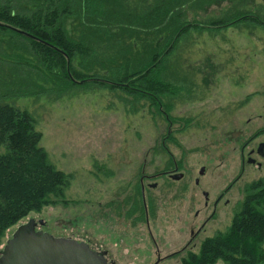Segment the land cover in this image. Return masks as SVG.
Returning a JSON list of instances; mask_svg holds the SVG:
<instances>
[{"label": "rangeland", "instance_id": "obj_1", "mask_svg": "<svg viewBox=\"0 0 264 264\" xmlns=\"http://www.w3.org/2000/svg\"><path fill=\"white\" fill-rule=\"evenodd\" d=\"M184 1V37L169 59L180 86L168 111L173 122L155 114L148 100L134 103L127 91L99 82L61 95L48 84L38 94L2 100L34 118L48 163L70 177L61 195L19 223L41 220L37 228L83 240L110 262L135 264L142 254H155L154 245L144 221L131 226L115 209L125 211L124 200L141 175L159 174L143 184L156 183L151 193L162 199L149 222L161 253L197 252L201 239L212 235L213 221L187 245L189 231L210 213L202 190L210 198L223 192L238 173L239 146L264 125V0ZM174 165L183 173L180 180L162 173ZM180 187L186 189L177 199ZM15 226L6 230L0 249Z\"/></svg>", "mask_w": 264, "mask_h": 264}, {"label": "trees", "instance_id": "obj_2", "mask_svg": "<svg viewBox=\"0 0 264 264\" xmlns=\"http://www.w3.org/2000/svg\"><path fill=\"white\" fill-rule=\"evenodd\" d=\"M185 3L0 0V240L50 196L61 195L70 178L48 163L34 118L2 100L38 94L48 84L61 95L99 82L127 91L134 103L148 100L155 114L173 122L168 111L180 86L169 59L184 37ZM252 200L227 232L204 238L188 253L197 255L185 264H264V207Z\"/></svg>", "mask_w": 264, "mask_h": 264}, {"label": "flooded vegetation", "instance_id": "obj_3", "mask_svg": "<svg viewBox=\"0 0 264 264\" xmlns=\"http://www.w3.org/2000/svg\"><path fill=\"white\" fill-rule=\"evenodd\" d=\"M242 17H244V15ZM242 17L240 16V18ZM246 17L248 16L246 15ZM256 20L259 22L262 21L261 19L259 20L257 18ZM249 123L250 121L247 122V124ZM260 127L261 128H255L254 132L250 131V133L247 134V140H245V142L239 146L238 173L232 176L226 187L223 189V192L216 193L213 195V198H210L208 195L209 193L206 190H202V195L204 198L203 206H205L207 209V206L209 205L210 213L200 220L201 224L195 231H193V229L189 231L191 238L187 241V245L189 242H191L192 237H197L201 232L205 231L208 222L213 221L211 226L214 229V232L210 236L227 232L232 226L235 217L240 213L244 203L250 199H253L252 201H254V198L261 199L262 202L257 203V205L264 207V138H261L262 134H264V125L263 127ZM200 170H202V174H200ZM200 170L198 172L199 175H203L205 171L204 167H202ZM176 172L178 171L176 170V165H174L173 168L165 169L162 173L163 175L169 177V179H172V174ZM180 173L182 174L180 179H182L183 173ZM156 176H159V174L152 176L141 175L139 178V186H136L130 197H127L126 200H124V205H126L125 211H120L119 205V208L117 207L115 210L118 211L117 215L119 217L128 219L131 226H135L137 223L144 221L143 223H145L149 233L148 237L154 245L155 254H142L138 262L135 264H185L189 261L191 255L197 254H188L195 253L188 249L189 247H185L183 249V252H185L184 254H180V251L162 254L158 247L157 240L151 233L149 227L150 219L155 216L157 202L162 199L157 196L153 197L151 193L152 190L156 189V183H152L150 185L147 184L146 187L144 186L143 182L144 179L148 180L149 178H154ZM239 182H241V184H239ZM194 183L197 185L199 183V179L196 178ZM135 189H138V191H135ZM146 189H149L148 193H146ZM185 189L186 187H180L177 190V199L183 197ZM137 193L139 194L138 196ZM235 193H237V196H235ZM225 194L226 196L224 197ZM198 212L199 211H196L195 217L198 215ZM222 215H224L225 218H222ZM36 229L40 228L36 227ZM210 236L206 235L203 237V239ZM203 239H201V241ZM103 255L107 264H116L115 261L110 262L107 259L106 254ZM219 262L221 261L218 260L213 264H217Z\"/></svg>", "mask_w": 264, "mask_h": 264}, {"label": "water", "instance_id": "obj_4", "mask_svg": "<svg viewBox=\"0 0 264 264\" xmlns=\"http://www.w3.org/2000/svg\"><path fill=\"white\" fill-rule=\"evenodd\" d=\"M181 176L176 172L171 177ZM42 223L28 218L17 224L0 249V264H107L103 253L84 241L36 229Z\"/></svg>", "mask_w": 264, "mask_h": 264}]
</instances>
